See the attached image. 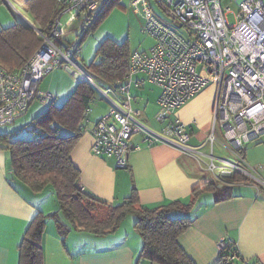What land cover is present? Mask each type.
<instances>
[{
    "label": "built area",
    "instance_id": "1",
    "mask_svg": "<svg viewBox=\"0 0 264 264\" xmlns=\"http://www.w3.org/2000/svg\"><path fill=\"white\" fill-rule=\"evenodd\" d=\"M59 1L61 13L48 32L24 18L41 36L42 43L22 72L17 74L0 66V134L2 127L25 113L33 100H53L51 92L39 88L41 80L53 70L67 66L80 77H89L76 61L81 50L79 40L68 42L65 37L82 13L86 18L101 9L106 0ZM154 1L161 12L152 0L129 3L144 19L143 32L155 41L151 52H132L129 73L108 90H102L89 77L111 103L110 110L93 128L92 153L98 157L112 156L117 168L127 169L130 153L139 147L131 143V138L143 133L147 144L166 142L185 154L204 158L207 170L220 177L230 172L232 179L239 173L264 184L263 178L241 165L245 145L264 135V0ZM230 13L235 16L234 24L228 19ZM137 73L161 88L156 112L159 122L170 118L209 86L215 87L212 131L207 139L209 152L190 144L192 134L179 119L161 132L141 120L131 93ZM218 123L228 142L227 151L234 159L215 154ZM227 246V240L221 238L220 250ZM235 257L236 253L231 258Z\"/></svg>",
    "mask_w": 264,
    "mask_h": 264
},
{
    "label": "crops",
    "instance_id": "2",
    "mask_svg": "<svg viewBox=\"0 0 264 264\" xmlns=\"http://www.w3.org/2000/svg\"><path fill=\"white\" fill-rule=\"evenodd\" d=\"M26 1L0 0V30L24 21L26 17L39 28L26 8ZM74 25L68 33L76 29ZM73 39L76 38L70 37L67 41ZM12 72L21 73L20 70ZM72 75L74 73L67 69L58 76L51 75L50 79L48 75L41 80L39 88L42 84L48 88L44 91H55L58 94L55 98L60 96L61 105L76 88L78 79L73 80ZM131 92L135 98L133 107L139 110L141 120L151 123L159 107L161 88L144 74L137 73ZM215 93V87L214 90L206 88L179 108L174 116L172 114L166 125H161L159 130L153 129L161 132L180 118L192 134L190 144L209 152L207 139L212 131ZM102 116L94 119L88 115L85 131L72 151V160L81 170L79 184L84 191L116 205L129 197L135 187L140 203L153 208L176 200L188 203L192 191L206 181L218 183L219 189L229 186L234 196L225 201L216 202L218 192H204L187 214L193 223L180 235V245L196 264H214L220 253L219 240L224 237L229 244H236L243 264H264L263 183L240 184L232 181L231 176L220 177L207 170L204 158L185 154L166 142L147 144L140 133H136L141 135L139 138H135L136 134L131 138V143L139 147L130 153L129 167L117 168L114 157H98L91 151L93 128ZM215 146L219 150L217 156H225L221 155L225 150V154H229L224 136L218 138ZM243 154V164L254 166L264 179V135L247 143ZM208 194L211 199L205 200ZM57 209L54 190L50 186L40 192L31 190L14 175L8 152L0 149V264H19V246L35 215ZM174 215L184 214L176 212ZM129 217L117 230L106 235L74 228L61 235L56 222L49 219L43 237L44 264H158L140 258L143 240L134 227L136 217Z\"/></svg>",
    "mask_w": 264,
    "mask_h": 264
},
{
    "label": "trees",
    "instance_id": "3",
    "mask_svg": "<svg viewBox=\"0 0 264 264\" xmlns=\"http://www.w3.org/2000/svg\"><path fill=\"white\" fill-rule=\"evenodd\" d=\"M119 3L120 0H106L101 9L81 20L80 47L87 34ZM26 8L44 32H48L49 26L61 13L59 0H27ZM41 43V36L25 21L2 28L0 66L8 71L22 72ZM132 52L126 41L117 43L106 38L86 66L92 76L113 87L129 73ZM96 91L94 84L80 77L63 104L57 105L52 93L53 100L44 103H49L45 111L32 119L29 127L33 134L31 139L19 137L15 131L4 133L1 129L0 149L8 152L14 175L34 192L50 186L58 201L56 211L48 214L38 212L31 221L19 246V264H44L43 237L49 219L56 222L61 235L73 228L106 235L117 230L128 215L136 217L134 227L143 240L140 258L158 264H196L179 242L180 235L193 223L187 214L204 192H218L216 202H220L234 196L231 187L219 189L218 183L206 181L192 191L188 203L176 200L153 208L140 203L135 187L129 197L116 205L84 191L79 184L81 170L72 160V151L85 131ZM232 181L255 182L239 173L233 176ZM176 212L184 215L176 216ZM234 253L236 257L232 259ZM214 264H243V258L236 247L228 243L220 250Z\"/></svg>",
    "mask_w": 264,
    "mask_h": 264
},
{
    "label": "rangeland",
    "instance_id": "4",
    "mask_svg": "<svg viewBox=\"0 0 264 264\" xmlns=\"http://www.w3.org/2000/svg\"><path fill=\"white\" fill-rule=\"evenodd\" d=\"M153 5L155 6V9L158 12H161V9L159 6L155 3L154 0ZM130 0H120V3L116 5L114 8L111 9V11L108 13V15L97 25L95 29H93L91 32L87 34V37L85 38L83 44L81 45V50H80V56L76 60L77 64L80 66V68L88 75H91V72L89 71V68L86 66L87 63H90L96 53V49L98 48L99 45L106 39V38H111L117 43H121L126 41L130 49L135 52V51H146V52H151V49L155 43L154 39L148 35L147 33L143 32V24H144V19L141 15L140 12L134 10L129 6ZM233 8L235 9V4H233ZM67 17V16H65ZM85 17V13H82V17L77 20L74 24V26H77L76 29L70 31L67 33L65 40L67 41L70 37H75L77 40L81 34V20ZM228 19L231 24L235 23V16L233 13H230L228 15ZM182 32H184L182 30ZM86 62V63H85ZM65 72L66 71V66L57 68L53 70L50 75L49 79L51 78V75H56L58 76L59 72ZM46 75L44 78L46 79L48 77ZM92 76V75H91ZM90 76V77H91ZM73 80H76L75 76L72 75ZM95 84L100 86L102 90H108L110 88V85L107 83H103L99 79L95 78L92 76ZM77 82V81H76ZM151 82V81H150ZM78 83V82H77ZM153 83V82H152ZM158 86V85H156ZM96 87V86H95ZM40 88L42 91L48 89L42 84L40 85ZM208 88H212L214 90L213 86H209ZM58 89V88H57ZM97 91L95 93V99L94 101L91 102L90 107L91 111H89L88 114L92 118H97L105 113H107L110 110V101L105 97V95L96 87ZM51 93L54 94V96H57L58 94L50 90ZM114 92L112 91L111 94ZM132 93V92H131ZM133 95V94H132ZM60 97V96H59ZM57 97L55 99V103L58 105L60 104L61 98ZM49 103L44 104L40 102L38 99H35L32 101L30 104L29 108L25 113L22 115L18 116L15 121L9 125L3 126L2 131L4 133L8 131H15L16 133L18 132L19 137L25 138V139H31L33 137V134L29 131V127L31 126L32 119L45 111V109L48 107ZM175 114H173L174 116ZM172 118V117H171ZM142 119V118H141ZM180 119V118H179ZM181 120V119H180ZM144 121V120H143ZM170 119L168 118L164 122H159L155 118L151 121V123L147 124L151 128H154L156 130H159L161 125H166L167 122H169ZM143 136V133H140ZM136 134L135 137L136 139L139 138L141 135ZM223 130L220 127V124H217L216 128V136L217 138H222ZM217 146V145H216ZM215 146V154L219 155V150ZM226 150L222 152L221 155H225L224 157L227 158H232V156L229 154H225ZM245 169H248L251 174L258 178H262L261 173L259 170L254 168V166H250L249 164L243 165L241 164ZM258 182V181H257ZM205 200H210L211 195H205L204 197ZM106 207V206H105ZM107 208V207H106ZM129 216V215H128ZM134 215H130L131 218H133ZM129 217V218H130Z\"/></svg>",
    "mask_w": 264,
    "mask_h": 264
},
{
    "label": "water",
    "instance_id": "5",
    "mask_svg": "<svg viewBox=\"0 0 264 264\" xmlns=\"http://www.w3.org/2000/svg\"><path fill=\"white\" fill-rule=\"evenodd\" d=\"M66 69L68 70V72L74 73V76H75L76 79H79L80 78V74L77 73V72H74L70 67H66ZM82 78H85L86 80H89V77H82ZM223 175L224 176H227V177H230L231 176V173L230 172H224Z\"/></svg>",
    "mask_w": 264,
    "mask_h": 264
}]
</instances>
